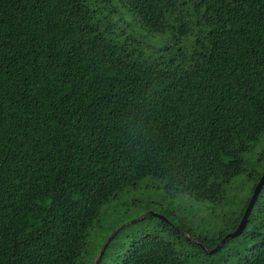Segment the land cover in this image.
I'll return each instance as SVG.
<instances>
[{"label": "trees", "instance_id": "16d2710c", "mask_svg": "<svg viewBox=\"0 0 264 264\" xmlns=\"http://www.w3.org/2000/svg\"><path fill=\"white\" fill-rule=\"evenodd\" d=\"M263 136L264 0H0V264H85L100 209L146 178L210 221L147 214L97 264H264V185L225 238Z\"/></svg>", "mask_w": 264, "mask_h": 264}, {"label": "rangeland", "instance_id": "374dc122", "mask_svg": "<svg viewBox=\"0 0 264 264\" xmlns=\"http://www.w3.org/2000/svg\"><path fill=\"white\" fill-rule=\"evenodd\" d=\"M151 49L161 48L171 45L168 36L155 37L149 41ZM264 147V136L260 139L259 144L250 152L244 155L245 166L248 170L254 169L256 158ZM246 177L240 175L235 177L227 186L226 199L233 204L238 196L248 194L251 189V184L246 182ZM244 184L245 190L242 185ZM251 192V190H250ZM201 204L194 203L186 196H172L165 192L163 186L154 179L146 178L141 181L136 187L128 188L122 192L118 198L110 201L100 209L99 222L94 226L88 238V251L85 255V264H94L100 255L102 248L121 227L130 225L127 232L120 238V242H126L131 234L136 231L147 230L152 232L153 228L157 227V218H145L147 214H157L163 216L165 212H173L178 220L185 223L187 226L202 229V224L210 221L204 210L201 212L199 208ZM232 205L226 207L231 208ZM215 212L219 208H212ZM159 236L165 237V232L159 231ZM115 235V234H114ZM113 235V236H114Z\"/></svg>", "mask_w": 264, "mask_h": 264}, {"label": "water", "instance_id": "95a60500", "mask_svg": "<svg viewBox=\"0 0 264 264\" xmlns=\"http://www.w3.org/2000/svg\"><path fill=\"white\" fill-rule=\"evenodd\" d=\"M263 185H264V175L261 176V178L259 179L257 185L255 186L254 191H253V194H252V196H251V198H250V200H249V203H248V205H247V207H246V209H245V211H244L243 217H242V219H241L239 225L237 226V228L235 229L234 232L228 234L225 238L236 237V236H238V235L244 230L245 225H246V222H247V218L249 217V214L251 213V210H252V208H253V206H254L256 200H257V197H258V195H259V193H260L261 188H262ZM151 215H154V216H156V217H158V218H162V219H164L161 215H157V214H154V213H151ZM114 234H115V233H114ZM114 234H113V235H114ZM113 235H112V237H113ZM112 237H110V239H111ZM110 239H108L107 243H106V244L104 245V247L102 248V251H101L100 255L98 256L97 260L94 262V264H97V263H98V260H99L100 257L102 256V254H103V252H104V250H105V247L107 246V244H108V242L110 241ZM224 240H225V239H223V240L221 241V243H220L218 246H216V248L213 249V250L210 251V252L212 253V252H214L215 250H217V249L220 247V245L224 242Z\"/></svg>", "mask_w": 264, "mask_h": 264}]
</instances>
